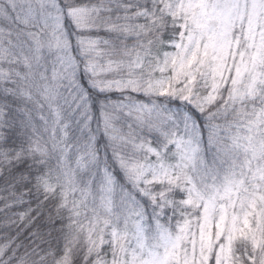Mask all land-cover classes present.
<instances>
[{
	"label": "snow or ice",
	"instance_id": "snow-or-ice-1",
	"mask_svg": "<svg viewBox=\"0 0 264 264\" xmlns=\"http://www.w3.org/2000/svg\"><path fill=\"white\" fill-rule=\"evenodd\" d=\"M0 264H264V0H0Z\"/></svg>",
	"mask_w": 264,
	"mask_h": 264
}]
</instances>
